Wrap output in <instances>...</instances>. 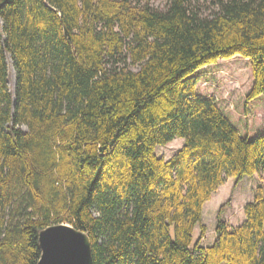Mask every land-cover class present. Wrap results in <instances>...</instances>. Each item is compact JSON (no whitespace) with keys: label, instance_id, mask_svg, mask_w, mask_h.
<instances>
[{"label":"trees","instance_id":"16d2710c","mask_svg":"<svg viewBox=\"0 0 264 264\" xmlns=\"http://www.w3.org/2000/svg\"><path fill=\"white\" fill-rule=\"evenodd\" d=\"M205 1L0 0V264H37L59 223L93 264H264V133L243 137L196 76L242 55L248 100L264 94V0ZM254 174L243 223L229 199L204 246L205 204Z\"/></svg>","mask_w":264,"mask_h":264},{"label":"rangeland","instance_id":"374dc122","mask_svg":"<svg viewBox=\"0 0 264 264\" xmlns=\"http://www.w3.org/2000/svg\"><path fill=\"white\" fill-rule=\"evenodd\" d=\"M210 0L205 1V12H210ZM166 0H154V5L164 7ZM10 86L14 90L16 76L12 60ZM198 77V91L205 95L214 96L218 105L229 117L233 125L243 137L254 138L264 133V94L253 100H248V95L253 85L252 67L250 61L242 55L220 59L217 63L200 69ZM183 138H177L172 142L157 147V154L165 159H170L184 145ZM262 183L259 174L247 175L241 181L237 178H228L225 184L213 193L203 211V224L207 231L202 244L211 246L216 240L217 215L220 207L229 199L224 213L225 220L239 226L245 220L244 206L254 201L258 186Z\"/></svg>","mask_w":264,"mask_h":264},{"label":"water","instance_id":"95a60500","mask_svg":"<svg viewBox=\"0 0 264 264\" xmlns=\"http://www.w3.org/2000/svg\"><path fill=\"white\" fill-rule=\"evenodd\" d=\"M39 240L42 253L37 264H93L90 235L69 223L47 226Z\"/></svg>","mask_w":264,"mask_h":264}]
</instances>
